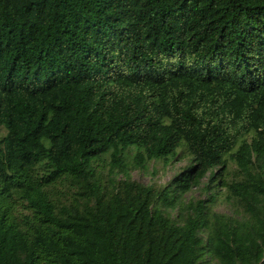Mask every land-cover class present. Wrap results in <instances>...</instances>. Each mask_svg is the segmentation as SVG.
<instances>
[{"label": "trees", "instance_id": "16d2710c", "mask_svg": "<svg viewBox=\"0 0 264 264\" xmlns=\"http://www.w3.org/2000/svg\"><path fill=\"white\" fill-rule=\"evenodd\" d=\"M1 127L0 264H264V0H0Z\"/></svg>", "mask_w": 264, "mask_h": 264}, {"label": "rangeland", "instance_id": "374dc122", "mask_svg": "<svg viewBox=\"0 0 264 264\" xmlns=\"http://www.w3.org/2000/svg\"><path fill=\"white\" fill-rule=\"evenodd\" d=\"M5 129L0 128V136L4 135ZM133 154V150H130L127 155L131 157ZM188 153L180 149L179 155L170 160L169 162H165L162 159L158 160H152L147 164V167L145 170L141 171L139 169H135L132 171V176L134 179L143 182V183H153L156 186H163L166 184L169 179L172 178V176L179 170V167H182L183 165L187 164L188 162ZM190 195L197 197L200 195L197 189H194L190 191L187 194V197L189 198ZM217 210H223L224 212H227L226 207L223 205L217 206Z\"/></svg>", "mask_w": 264, "mask_h": 264}]
</instances>
